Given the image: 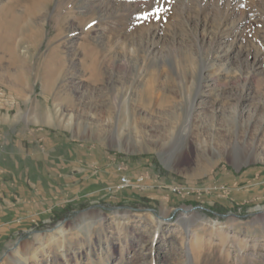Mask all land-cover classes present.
<instances>
[{
    "label": "rangeland",
    "instance_id": "obj_1",
    "mask_svg": "<svg viewBox=\"0 0 264 264\" xmlns=\"http://www.w3.org/2000/svg\"><path fill=\"white\" fill-rule=\"evenodd\" d=\"M0 96L116 168L0 264H264V0H0Z\"/></svg>",
    "mask_w": 264,
    "mask_h": 264
},
{
    "label": "crops",
    "instance_id": "obj_2",
    "mask_svg": "<svg viewBox=\"0 0 264 264\" xmlns=\"http://www.w3.org/2000/svg\"><path fill=\"white\" fill-rule=\"evenodd\" d=\"M6 105L13 107L0 104V110ZM8 117L0 114V237L28 232L34 220L44 223L52 215L61 217L78 194L79 201L84 200L89 186L91 194L99 195V168H106L108 175L110 169L116 171L114 160H101L91 149L53 146L51 130L28 126L33 133L19 137L20 118ZM36 139L43 143V152L34 147Z\"/></svg>",
    "mask_w": 264,
    "mask_h": 264
},
{
    "label": "built area",
    "instance_id": "obj_3",
    "mask_svg": "<svg viewBox=\"0 0 264 264\" xmlns=\"http://www.w3.org/2000/svg\"><path fill=\"white\" fill-rule=\"evenodd\" d=\"M118 168H119V171L122 170L121 167H118ZM135 179H138V178H134V176H129V175L123 173V174L120 175V179H118V183L116 185L109 186L107 188V190H112V192L114 194L117 191L123 190L125 188H144V187H146L145 185H143V186H135ZM171 190L174 193H178V194L181 193L180 192V188H178V187H173V188H171Z\"/></svg>",
    "mask_w": 264,
    "mask_h": 264
},
{
    "label": "water",
    "instance_id": "obj_4",
    "mask_svg": "<svg viewBox=\"0 0 264 264\" xmlns=\"http://www.w3.org/2000/svg\"><path fill=\"white\" fill-rule=\"evenodd\" d=\"M96 206H99V207H101V208H103V209H106V210H114V211H117V210H120V209H129V210H136V211H149V212H151V213H153L154 215H155V217H159V215L156 213V210L155 209H153V208H146V209H142V208H130V207H127V206H117V207H114V208H108V207H105V206H102V205H96ZM190 210H196V209H202V210H206V211H208V212H210V213H213V214H215V215H217V216H220V217H226V216H228L229 214H219V213H215V212H213V211H211V210H209V209H206V208H203L202 206H193V207H191V208H189ZM177 211H181V212H183V213H186V211L184 210V209H182L181 207H177V208H175L174 210H173V214L174 213H176ZM172 214V215H173ZM232 215H235V214H232ZM235 216H238V215H235ZM172 218V216L171 217H168V218H165V219H163L164 221H169L170 219Z\"/></svg>",
    "mask_w": 264,
    "mask_h": 264
},
{
    "label": "bare ground",
    "instance_id": "obj_5",
    "mask_svg": "<svg viewBox=\"0 0 264 264\" xmlns=\"http://www.w3.org/2000/svg\"><path fill=\"white\" fill-rule=\"evenodd\" d=\"M30 1H32V0H30ZM39 2V1H41V0H34V2ZM42 1H44V0H42ZM119 169V168H118ZM135 178H138V179H135V186H139V183H141L142 181H143V178L142 177H135ZM119 179H120V176H119ZM109 192H112V190H108ZM107 191V192H108ZM113 193V192H112ZM184 210L186 211V213H188V212H193V210H190L189 208H184ZM166 217L165 216H163V215H159V217L157 218L156 217V219H157V222H158V224H159V226L160 225H162V224H164L166 221H164L163 219H165ZM188 224V223H187ZM189 250V249H188ZM188 253V252H187Z\"/></svg>",
    "mask_w": 264,
    "mask_h": 264
},
{
    "label": "snow or ice",
    "instance_id": "obj_6",
    "mask_svg": "<svg viewBox=\"0 0 264 264\" xmlns=\"http://www.w3.org/2000/svg\"><path fill=\"white\" fill-rule=\"evenodd\" d=\"M144 15H145V17H147L148 16V13H145Z\"/></svg>",
    "mask_w": 264,
    "mask_h": 264
},
{
    "label": "trees",
    "instance_id": "obj_7",
    "mask_svg": "<svg viewBox=\"0 0 264 264\" xmlns=\"http://www.w3.org/2000/svg\"><path fill=\"white\" fill-rule=\"evenodd\" d=\"M145 201V200H144ZM66 217V216H65Z\"/></svg>",
    "mask_w": 264,
    "mask_h": 264
}]
</instances>
